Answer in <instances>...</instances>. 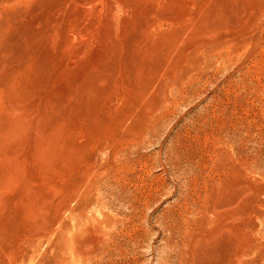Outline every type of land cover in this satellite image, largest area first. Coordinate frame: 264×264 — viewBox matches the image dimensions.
Segmentation results:
<instances>
[{"label": "rangeland", "instance_id": "obj_1", "mask_svg": "<svg viewBox=\"0 0 264 264\" xmlns=\"http://www.w3.org/2000/svg\"><path fill=\"white\" fill-rule=\"evenodd\" d=\"M0 264H264V0H0Z\"/></svg>", "mask_w": 264, "mask_h": 264}, {"label": "bare ground", "instance_id": "obj_2", "mask_svg": "<svg viewBox=\"0 0 264 264\" xmlns=\"http://www.w3.org/2000/svg\"><path fill=\"white\" fill-rule=\"evenodd\" d=\"M239 151V150H238ZM239 153V152H238ZM242 154V153H241ZM240 156V155H239ZM250 159V158H249ZM247 160H248V158H245V157H241L240 159H238L237 161H236V166H238V167H240L243 171H246V169H247V164H248V162H247ZM127 163V162H126ZM123 168V167H122ZM240 170V169H239ZM241 170V171H242ZM233 172H234V175H235V171H234V169H233ZM239 172V171H238ZM230 173H232V171H230ZM242 174V173H241ZM240 174V175H241ZM231 175H233V174H231ZM122 176V175H121ZM124 177V176H123ZM235 177H237V175L235 176ZM230 178V177H229ZM244 179H245V177H244ZM239 180V179H238ZM247 180V179H246ZM132 181H133V179H132ZM245 181V180H244ZM217 182V181H216ZM238 181H236V183H237ZM240 182V181H239ZM238 182V183H239ZM242 182H243V180H242ZM247 183V182H246ZM245 182H244V184H246ZM147 185V184H146ZM238 185V184H237ZM240 186H242V183L239 185V188H240ZM244 186V185H243ZM246 186H248V184H246ZM106 187V186H105ZM237 187V186H236ZM111 188V187H110ZM116 188V187H115ZM239 188H237V189H239ZM126 189V188H125ZM243 189V188H242ZM240 190H241V188H240ZM240 190H239V192H240ZM245 190V189H244ZM236 191V190H235ZM238 191V190H237ZM246 191V190H245ZM244 191V192H245ZM236 194V193H235ZM101 196V195H100ZM245 196V195H244ZM238 197H239V195H238ZM241 198H244V197H241ZM240 199V198H239ZM231 209V208H230ZM228 210V209H227ZM226 210V212L229 214V210L227 211ZM233 210V209H232ZM235 210V209H234ZM231 211V210H230ZM236 211V210H235ZM225 212V211H224ZM232 213V212H231ZM230 213V214H231ZM219 215H222V213H219ZM224 215V214H223ZM222 215V216H223Z\"/></svg>", "mask_w": 264, "mask_h": 264}]
</instances>
